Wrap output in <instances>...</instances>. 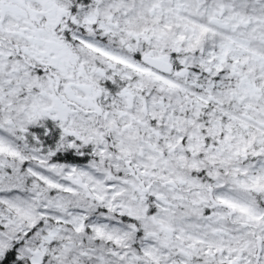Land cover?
<instances>
[{"label":"snow or ice","instance_id":"1","mask_svg":"<svg viewBox=\"0 0 264 264\" xmlns=\"http://www.w3.org/2000/svg\"><path fill=\"white\" fill-rule=\"evenodd\" d=\"M0 264H264V0H0Z\"/></svg>","mask_w":264,"mask_h":264}]
</instances>
